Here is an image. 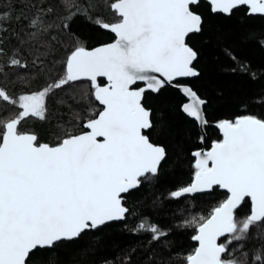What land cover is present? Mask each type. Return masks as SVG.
<instances>
[{
    "label": "snow or ice",
    "instance_id": "obj_1",
    "mask_svg": "<svg viewBox=\"0 0 264 264\" xmlns=\"http://www.w3.org/2000/svg\"><path fill=\"white\" fill-rule=\"evenodd\" d=\"M201 8L209 16L241 13L242 23L264 19V0H0V264H69L64 249L85 237L77 251L93 256L113 226L147 243L117 247L100 264H264V67L222 45L231 62L225 71L261 87L243 102L244 114L210 120L209 100L191 83L202 75L203 50L191 42L205 31ZM79 24L108 33V41L92 45ZM242 42L264 51V31H248ZM57 48L65 50L59 69L31 56ZM168 88L185 98L179 111L199 142L187 153L152 139L167 133L168 116L146 100ZM29 120L47 125L53 142L25 130ZM210 128L218 138L209 143ZM184 155L193 161L191 182L154 196L151 207L217 189L225 198L207 217H181L177 227L193 228L198 242L181 259L172 228L138 214L147 194L132 197L154 189L165 166ZM129 217L139 223L130 228Z\"/></svg>",
    "mask_w": 264,
    "mask_h": 264
},
{
    "label": "trees",
    "instance_id": "obj_2",
    "mask_svg": "<svg viewBox=\"0 0 264 264\" xmlns=\"http://www.w3.org/2000/svg\"><path fill=\"white\" fill-rule=\"evenodd\" d=\"M201 11L205 14V31L202 36L193 37L191 42L203 50L200 62L202 75L199 79L191 81V83L200 95L209 100L207 112L210 120L233 118L235 115L245 113L243 102L257 96L261 85L251 82L246 76L227 73L225 69L231 62L220 54V47L224 44L234 46L239 57L250 61L254 69H261L264 67V51L252 43L242 42V37L248 31H264V19L256 16L242 23L241 20L243 18L241 13L227 18L223 16H209L206 8H201ZM103 15L105 19H111L109 12H104ZM77 28L84 35L91 37L92 45L108 41L109 34L106 32L98 33L92 31L83 24L77 25ZM205 38H210L211 44H206ZM8 47L11 48V45H8ZM64 55L65 50L63 48H57L51 54L46 51H33L31 53L33 58L36 56L40 57L43 61L42 67L45 69L52 68L53 66L55 69H59L60 61ZM54 74L55 72H53ZM100 82L103 83L104 81L101 80ZM39 86V83H36L31 87L35 90ZM7 87L10 92L16 91L11 83L7 84ZM182 102H186L185 98L172 88H168L160 96L149 95L146 100V103L155 107H164L167 111V133L164 136L153 135L152 139L166 144L170 153L176 149L177 144L182 146L185 153H187L189 149H194L199 143L195 137L192 122L179 111V105ZM49 108L53 110L51 101L49 102ZM47 127V125L41 126L33 120L23 123L25 130L34 129L37 131L42 142H53L54 138L47 131ZM208 135L209 143L211 140L218 138V134L214 128L208 130ZM202 146L207 147V145ZM192 163L193 161L190 156H182L181 163L178 166H165L159 182L154 189H141L140 192L134 193L132 197L133 199H137L142 194H147L148 199L144 202V206L139 208L138 214L148 217L151 223L158 224L164 228H172L169 240L171 247L175 249L173 255H178L181 259L197 247V242L191 238L196 234L195 230L190 227H177V225L183 222L182 218L191 219L194 216L207 217L211 214L213 208L225 198V191L217 189L211 195H198L195 199L181 200L179 204L169 201L162 208L151 207V200L154 196L163 199L164 196L162 194H166L167 190H172L191 182L194 171L191 166ZM178 208L181 212H177ZM247 211L248 207L245 206L238 215ZM137 223H139L137 217H129L128 226L130 228L134 227ZM89 239V237H85L79 244L70 245L64 249L63 259L68 261L69 264H74L76 261H79V264H100V261L105 256L115 254L117 247L132 246L136 247L139 251L140 246L147 243L146 235H133L123 231L120 227L113 226L105 232L104 239L107 246L93 256H84L77 249L88 243Z\"/></svg>",
    "mask_w": 264,
    "mask_h": 264
},
{
    "label": "water",
    "instance_id": "obj_3",
    "mask_svg": "<svg viewBox=\"0 0 264 264\" xmlns=\"http://www.w3.org/2000/svg\"><path fill=\"white\" fill-rule=\"evenodd\" d=\"M101 80H103V78H100V81H101ZM221 190H223V189H221ZM223 191H225V190H223ZM222 239H223V238H220V240L218 241V243H221ZM197 246H198V242H197Z\"/></svg>",
    "mask_w": 264,
    "mask_h": 264
}]
</instances>
